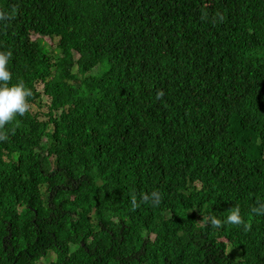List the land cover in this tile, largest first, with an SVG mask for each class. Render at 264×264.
Returning a JSON list of instances; mask_svg holds the SVG:
<instances>
[{
    "label": "trees",
    "instance_id": "1",
    "mask_svg": "<svg viewBox=\"0 0 264 264\" xmlns=\"http://www.w3.org/2000/svg\"><path fill=\"white\" fill-rule=\"evenodd\" d=\"M13 7L33 96L0 141V264H264V0ZM235 205L250 231L202 220Z\"/></svg>",
    "mask_w": 264,
    "mask_h": 264
},
{
    "label": "clouds",
    "instance_id": "2",
    "mask_svg": "<svg viewBox=\"0 0 264 264\" xmlns=\"http://www.w3.org/2000/svg\"><path fill=\"white\" fill-rule=\"evenodd\" d=\"M17 8L13 7L11 12L0 9V22L10 21L15 18ZM220 16V13H217ZM12 57V52L0 51V141H7L9 133L7 126L16 121L17 116H25L31 110L30 97L33 92L26 87L23 81L15 84L12 81V72L9 70L8 64ZM164 93L161 91L157 94V99L161 98ZM162 195L159 191L145 193L142 195L139 203L136 197H132V210L140 207L141 204H150L151 206H159ZM251 214L264 215V201L257 199L256 205L251 208ZM210 227L219 229L225 224L243 225L244 231H250L251 222H245L241 216L239 205H235L229 210V214L225 220H221L215 216H204L202 218Z\"/></svg>",
    "mask_w": 264,
    "mask_h": 264
},
{
    "label": "rangeland",
    "instance_id": "3",
    "mask_svg": "<svg viewBox=\"0 0 264 264\" xmlns=\"http://www.w3.org/2000/svg\"><path fill=\"white\" fill-rule=\"evenodd\" d=\"M44 42L47 43V44H49V45L53 44V42L50 41V40H48V39H46ZM38 90H39V92H42V86L41 85L38 87ZM48 104H49L48 99L47 98H44L43 99V102H42V106H43L44 112H47ZM54 259H55V256H54L53 253H51L50 256H49V258H48L49 262L44 261L42 263L43 264H49L50 262L54 261Z\"/></svg>",
    "mask_w": 264,
    "mask_h": 264
}]
</instances>
